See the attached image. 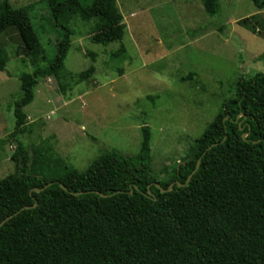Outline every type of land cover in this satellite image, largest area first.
I'll use <instances>...</instances> for the list:
<instances>
[{"label":"trees","instance_id":"1","mask_svg":"<svg viewBox=\"0 0 264 264\" xmlns=\"http://www.w3.org/2000/svg\"><path fill=\"white\" fill-rule=\"evenodd\" d=\"M200 1L208 17L219 14V0ZM253 2L264 10L262 0ZM45 8V20L57 32L54 56L18 78L16 131L9 138L27 133L23 110L40 80L91 79L90 69L63 73L72 20H96L91 42L102 47L121 42L125 33L115 0H46ZM9 29L19 32L36 59L38 42L27 12L3 0L0 35ZM7 63L0 46V73ZM150 161L147 126L136 156L105 152L83 173L41 147L18 143L14 172L0 180V224L18 213L0 227V264H264V73L237 80L234 96L224 100L168 182L159 180Z\"/></svg>","mask_w":264,"mask_h":264},{"label":"rangeland","instance_id":"2","mask_svg":"<svg viewBox=\"0 0 264 264\" xmlns=\"http://www.w3.org/2000/svg\"><path fill=\"white\" fill-rule=\"evenodd\" d=\"M6 1L27 12L38 52L33 59L16 29L0 35L8 56L0 73V180L14 172L18 143L41 147L83 173L105 152L136 156L147 126L150 167L166 183L224 100L234 96L237 80L264 73V10L253 0H219L215 17L205 14L200 0H115L125 26L121 42L92 44L97 21L72 20L63 73L90 69L91 79L40 80L34 101L23 110L27 133L9 138L16 131L18 78L53 58L57 32L45 20L46 0ZM121 48L120 57L111 59ZM190 73L192 80L182 83Z\"/></svg>","mask_w":264,"mask_h":264},{"label":"water","instance_id":"3","mask_svg":"<svg viewBox=\"0 0 264 264\" xmlns=\"http://www.w3.org/2000/svg\"><path fill=\"white\" fill-rule=\"evenodd\" d=\"M240 130H241V129H240ZM245 137H246V135L243 134V135H242V139L244 140ZM192 175H193V174H192ZM192 175H190V176L188 177L187 181L185 182V185H187V184L189 183V181H190ZM185 185H183V186H185ZM49 186H50V185H47L46 187H44V188L41 189V190H35V192H36V193L42 192V191H44L46 188H48ZM172 186H173V185H170V186L168 187V189H167L166 192H170L171 189H172ZM177 186H178V187H182L181 185H177ZM155 187H156L157 189H160L158 185H155ZM60 188H61V189H64L61 185H60ZM148 189H149V188H148ZM161 192L163 193L162 190H161ZM97 194H98L99 196H101V197H104L103 195H101V194H99V193H97ZM146 196L149 197V198H152V197H153V195H152L149 191L147 192V195H146ZM35 206H36V205H34L33 208H34ZM25 209H28V208H24L23 210H25ZM17 214H18V213H15L14 215H11L10 217L6 218V219L0 224V227H1L2 225H4L6 222H8L10 219H12L14 216H16Z\"/></svg>","mask_w":264,"mask_h":264}]
</instances>
